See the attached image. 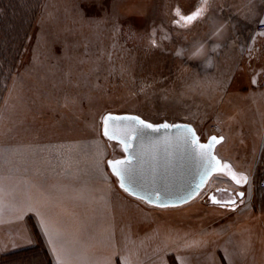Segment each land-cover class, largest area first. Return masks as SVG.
I'll use <instances>...</instances> for the list:
<instances>
[{
	"label": "rangeland",
	"instance_id": "1",
	"mask_svg": "<svg viewBox=\"0 0 264 264\" xmlns=\"http://www.w3.org/2000/svg\"><path fill=\"white\" fill-rule=\"evenodd\" d=\"M252 1L0 0V215L12 216L0 221V264H50L37 222H17L21 175L69 169L71 179L109 181L151 211L163 206L121 186L109 162L131 156L122 138L104 134L113 133L108 116L188 125L205 144L223 137L192 206L228 214L229 228H264V99L247 87L261 29ZM215 160L230 169L217 171ZM24 229L35 251L18 254Z\"/></svg>",
	"mask_w": 264,
	"mask_h": 264
},
{
	"label": "crops",
	"instance_id": "2",
	"mask_svg": "<svg viewBox=\"0 0 264 264\" xmlns=\"http://www.w3.org/2000/svg\"><path fill=\"white\" fill-rule=\"evenodd\" d=\"M252 3L263 23L264 0ZM254 35L247 87L264 99V28ZM70 172L19 177L17 222H37L50 264H264V228H229L228 214L206 220L197 199L151 211L109 181L71 179ZM10 219L0 215V221ZM26 231L17 250L35 244Z\"/></svg>",
	"mask_w": 264,
	"mask_h": 264
},
{
	"label": "water",
	"instance_id": "3",
	"mask_svg": "<svg viewBox=\"0 0 264 264\" xmlns=\"http://www.w3.org/2000/svg\"><path fill=\"white\" fill-rule=\"evenodd\" d=\"M137 127L129 120L113 119L110 123V130L122 139L126 133H131L127 137L130 140L131 157L121 160L129 161L127 166L130 167V174L121 180V185L123 183L131 192L159 205L190 201L213 158L212 148L202 150L190 143V133L183 127L146 130L147 135L143 136L136 135L133 129ZM202 151L210 155H201ZM241 192L245 193L244 190H238V193Z\"/></svg>",
	"mask_w": 264,
	"mask_h": 264
},
{
	"label": "snow or ice",
	"instance_id": "4",
	"mask_svg": "<svg viewBox=\"0 0 264 264\" xmlns=\"http://www.w3.org/2000/svg\"><path fill=\"white\" fill-rule=\"evenodd\" d=\"M206 2V0H205ZM177 13L179 14V9H177ZM202 14V10L198 9L196 12L191 13L189 15H181L180 19H183L184 21H191L194 20L196 18H198L200 15ZM180 19H178L177 21H175L177 24L180 23ZM264 22V21H262ZM153 45H155V41H152ZM179 54V53H178ZM112 119H119V120H129L132 121L134 125H138L139 127L134 128L133 130L136 132L137 136H143V135H147L146 130H152V131H159L160 128H170V127H183L185 128L189 133V137H188V141L194 145H196L198 148L200 149H211L212 147V143L218 142V140H222L223 137L217 138L215 136L211 137V143L208 144H201L199 143V138L196 136L195 131L193 129H191L190 126L188 125H169L167 123L164 124H159V125H154L152 123H149L147 121L141 120L139 117H135V116H129V117H116L113 118L112 116H108L105 117V125H107V122L109 120ZM104 134L106 136H109L110 139H118V135L116 134L115 131H113L112 134L109 133V130L107 127H105L104 130ZM131 133H126L125 134V138L120 140V143H122L124 145V149L125 151H127L130 147V140L127 138L128 136H130ZM201 155H210V153H205V152H201ZM214 159V158H212ZM110 164H112L113 166V172L122 178V180L126 179L129 177L130 174V167H128L127 165L129 164V161H110ZM120 165H124V167H118ZM213 167L217 170V171H221L223 172L225 168L230 169V165L224 164L223 167H221V162L219 160H215ZM232 179L235 180V182L237 184H241V183H248V177L247 175L241 174L239 178H237L235 173H232ZM123 187V183L121 185ZM127 190V189H126ZM239 196L243 197L245 195V193L241 192L238 193ZM213 202L215 203H220V201L215 200V197H213ZM225 205H235V200H228L224 202Z\"/></svg>",
	"mask_w": 264,
	"mask_h": 264
},
{
	"label": "trees",
	"instance_id": "5",
	"mask_svg": "<svg viewBox=\"0 0 264 264\" xmlns=\"http://www.w3.org/2000/svg\"><path fill=\"white\" fill-rule=\"evenodd\" d=\"M17 12H19V10H18V6H17ZM19 15H20V13L17 15L18 18H20ZM21 19H24V16H23ZM24 22H25V21H24ZM24 22H23V23H24ZM27 22H28V25H29L31 21L27 20ZM28 251H35V247L30 246V247H28V248H24V249L18 250L17 253H18V254H19V253H25V252H28ZM15 253H16V252H15ZM4 257H5V255L3 256V255L0 254V262H1V261H2V262L5 261V260H4V259H5ZM2 259H3V260H2Z\"/></svg>",
	"mask_w": 264,
	"mask_h": 264
},
{
	"label": "built area",
	"instance_id": "6",
	"mask_svg": "<svg viewBox=\"0 0 264 264\" xmlns=\"http://www.w3.org/2000/svg\"><path fill=\"white\" fill-rule=\"evenodd\" d=\"M260 28H264V22L260 24Z\"/></svg>",
	"mask_w": 264,
	"mask_h": 264
}]
</instances>
